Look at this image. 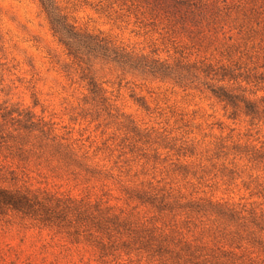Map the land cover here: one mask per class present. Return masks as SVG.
<instances>
[{
  "label": "rangeland",
  "instance_id": "374dc122",
  "mask_svg": "<svg viewBox=\"0 0 264 264\" xmlns=\"http://www.w3.org/2000/svg\"><path fill=\"white\" fill-rule=\"evenodd\" d=\"M53 1L79 29L126 51L170 65L228 63L230 34L185 32L163 21L152 23L127 0ZM68 63L36 0H0V106L29 113L81 148V153L88 151L89 158L95 157L84 166L88 172L59 169L55 164L28 167L29 183L35 188L101 200L148 218L157 214L127 194L141 182H159L181 196L182 203L201 198L264 211V164L245 156L252 151L264 154L262 122L250 125L242 115L230 117L223 103L202 87L179 86L89 58L91 72L107 98L101 105L88 98L85 83L66 67ZM251 92L254 89L237 93L254 100L264 98V92ZM0 212V264L101 263L98 253H90L89 248H76L41 232L7 208L0 207ZM164 220L179 221L173 215ZM178 226L184 233L190 231L192 239L217 246L226 243L208 237L198 221ZM260 240L264 236L249 239L250 244L243 240L246 253L236 254L264 260ZM109 254L107 261L119 253ZM140 258L137 253L121 257L133 264Z\"/></svg>",
  "mask_w": 264,
  "mask_h": 264
},
{
  "label": "trees",
  "instance_id": "16d2710c",
  "mask_svg": "<svg viewBox=\"0 0 264 264\" xmlns=\"http://www.w3.org/2000/svg\"><path fill=\"white\" fill-rule=\"evenodd\" d=\"M36 1L69 61L66 67L72 68L85 83L92 101L104 105L107 98L91 72L89 58L117 63L179 86L202 87L223 103L230 117L242 115L250 125L254 121L264 125V98L254 100L237 93H245L248 88L254 89L252 94L264 92V0H127L141 15L149 16L152 23L163 21L185 32L230 34L228 63L218 67L170 65L126 51L100 35L79 29L53 0ZM234 56L236 59L232 61ZM205 80H215L221 85L214 87ZM230 83L237 87H229ZM245 156L255 164H264L260 151ZM93 158L29 113L0 106V207L7 208L13 216L71 246L89 248L90 253H98L100 264H133L121 259L122 253L141 255L137 264H142V259L145 264H264V260L236 254L246 253L243 240L250 244L256 235L260 239L264 236V211L201 198L182 203L181 196L159 182H141L127 194L128 199L157 214L148 218L101 200L59 195L29 183L26 171L32 165L55 164L59 169L88 172L84 166ZM169 215L179 221L166 222L164 218ZM193 221H198L203 233L212 240L219 238L226 243L217 246L192 239L190 231L184 233L178 226ZM109 253L119 254L107 261L112 255Z\"/></svg>",
  "mask_w": 264,
  "mask_h": 264
}]
</instances>
